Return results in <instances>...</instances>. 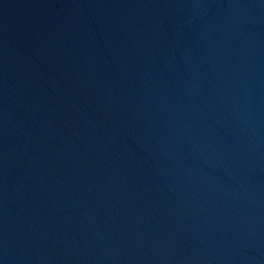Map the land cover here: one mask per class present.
Listing matches in <instances>:
<instances>
[{"label":"water","instance_id":"1","mask_svg":"<svg viewBox=\"0 0 264 264\" xmlns=\"http://www.w3.org/2000/svg\"><path fill=\"white\" fill-rule=\"evenodd\" d=\"M0 264H264V0H0Z\"/></svg>","mask_w":264,"mask_h":264}]
</instances>
